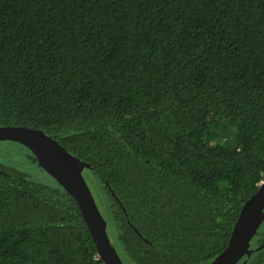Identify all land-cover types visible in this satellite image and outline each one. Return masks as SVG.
I'll list each match as a JSON object with an SVG mask.
<instances>
[{
    "label": "trees",
    "instance_id": "1",
    "mask_svg": "<svg viewBox=\"0 0 264 264\" xmlns=\"http://www.w3.org/2000/svg\"><path fill=\"white\" fill-rule=\"evenodd\" d=\"M7 126L89 166L122 264H209L264 180V0H0ZM14 158L37 166L0 142V264H103ZM249 248L264 264V221Z\"/></svg>",
    "mask_w": 264,
    "mask_h": 264
},
{
    "label": "water",
    "instance_id": "2",
    "mask_svg": "<svg viewBox=\"0 0 264 264\" xmlns=\"http://www.w3.org/2000/svg\"><path fill=\"white\" fill-rule=\"evenodd\" d=\"M12 142L26 148L36 164L76 202L89 231L99 260L103 264H122L111 246L106 222L101 216L91 191L82 175L89 166L69 154L58 142L42 131L27 127H0V142ZM264 221V180L256 192L243 204L233 225L225 249L209 264H237L245 255ZM240 264H246V260Z\"/></svg>",
    "mask_w": 264,
    "mask_h": 264
},
{
    "label": "rangeland",
    "instance_id": "3",
    "mask_svg": "<svg viewBox=\"0 0 264 264\" xmlns=\"http://www.w3.org/2000/svg\"><path fill=\"white\" fill-rule=\"evenodd\" d=\"M14 162H11V166L19 172H22L28 176L33 181L40 182L43 184H49L51 181L47 174H45L38 166L30 164L25 160H20L18 158L13 159ZM86 183L91 191V194L94 198V201L99 209V212L103 219H105V197L102 195L101 190L97 185L96 180L88 174H84ZM96 184V185H95ZM109 230V228H108ZM110 231V230H109ZM108 231V232H109ZM108 234V233H107ZM108 237H110V242L114 243V240L109 232ZM113 247V245H111ZM113 249H115L113 247Z\"/></svg>",
    "mask_w": 264,
    "mask_h": 264
},
{
    "label": "bare ground",
    "instance_id": "4",
    "mask_svg": "<svg viewBox=\"0 0 264 264\" xmlns=\"http://www.w3.org/2000/svg\"><path fill=\"white\" fill-rule=\"evenodd\" d=\"M84 177V176H83Z\"/></svg>",
    "mask_w": 264,
    "mask_h": 264
}]
</instances>
